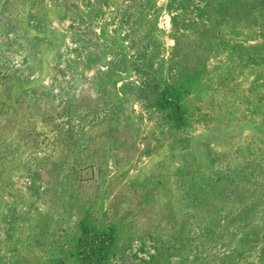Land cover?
Segmentation results:
<instances>
[{
    "label": "rangeland",
    "instance_id": "374dc122",
    "mask_svg": "<svg viewBox=\"0 0 264 264\" xmlns=\"http://www.w3.org/2000/svg\"><path fill=\"white\" fill-rule=\"evenodd\" d=\"M0 264H264V0H0Z\"/></svg>",
    "mask_w": 264,
    "mask_h": 264
}]
</instances>
